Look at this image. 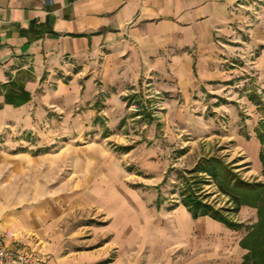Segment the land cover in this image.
<instances>
[{"label": "crops", "instance_id": "obj_1", "mask_svg": "<svg viewBox=\"0 0 264 264\" xmlns=\"http://www.w3.org/2000/svg\"><path fill=\"white\" fill-rule=\"evenodd\" d=\"M146 82L168 96L166 133L174 126L197 127L207 97L225 94L232 98L228 111L235 114L244 104L249 129L256 130L264 107L249 92L255 88L264 96V0H0V131L18 129L19 117H26L27 126L32 116L42 119L45 108L66 122L85 117L89 130L99 126L100 116L108 118L106 128L113 130L131 113L127 94ZM8 160L0 156V163ZM109 164L92 156L74 161L70 195L78 198L71 208L109 195L110 182L118 179ZM6 197L0 194V234L11 235L5 237L8 246L34 249L39 264L103 259L106 248L68 250L76 236L62 231L55 199L28 204ZM183 205L176 210H187L190 219L170 221L182 228L180 264L243 262L245 236L210 216L195 218Z\"/></svg>", "mask_w": 264, "mask_h": 264}, {"label": "rangeland", "instance_id": "obj_2", "mask_svg": "<svg viewBox=\"0 0 264 264\" xmlns=\"http://www.w3.org/2000/svg\"><path fill=\"white\" fill-rule=\"evenodd\" d=\"M139 88L127 94L131 113L113 130L106 128L108 118L100 116L99 126L89 130L87 118L66 122L52 108L44 109L42 119L32 116L28 126L26 117H17L16 122L23 123L18 129L0 131V156L10 157L7 163H0V194L28 204L55 199L54 204L62 208V231L76 236L75 246L66 244L68 250L96 253L107 249L103 259L98 255L93 264H180L182 228L170 221L190 219L187 210H176L184 204L183 193L189 188L239 225L234 228L238 238L246 236L258 222L257 209L241 206L236 210L220 180L200 172V166L220 161L245 181L264 182L260 126L249 129L244 104L235 114L229 112L232 98L225 94L216 100L207 97V110L199 115L202 123L197 127L174 126L167 134L164 110L168 96L150 82ZM240 90L246 92L245 85ZM252 90L249 93L256 92L257 97L254 104L263 108L264 96L258 89ZM62 122L67 123L65 127L59 125ZM23 156L30 160L21 161ZM88 156L115 165L118 179L110 182L109 195L94 196L87 206L71 208L78 198L70 195L74 161ZM215 163L211 166L217 170ZM191 228L187 227L189 239L193 237ZM158 236L167 240L157 243Z\"/></svg>", "mask_w": 264, "mask_h": 264}, {"label": "trees", "instance_id": "obj_3", "mask_svg": "<svg viewBox=\"0 0 264 264\" xmlns=\"http://www.w3.org/2000/svg\"><path fill=\"white\" fill-rule=\"evenodd\" d=\"M258 132H261L259 138L264 146V121L261 122ZM214 162L219 165L217 170L211 166V163ZM260 162L264 173V147L260 152ZM200 172H208L214 179L220 180L221 189L232 199L236 210L241 206L257 209L258 222L240 243L241 247L248 251L241 264H264V182L245 181L236 173L228 170V167L220 161H206V164L200 166ZM182 202L195 218L210 216L228 227H239L221 210H216L211 205L204 203L193 189L185 190Z\"/></svg>", "mask_w": 264, "mask_h": 264}, {"label": "built area", "instance_id": "obj_4", "mask_svg": "<svg viewBox=\"0 0 264 264\" xmlns=\"http://www.w3.org/2000/svg\"><path fill=\"white\" fill-rule=\"evenodd\" d=\"M0 234V264H39L40 256L25 246H8L5 237ZM9 235L8 237H10Z\"/></svg>", "mask_w": 264, "mask_h": 264}]
</instances>
